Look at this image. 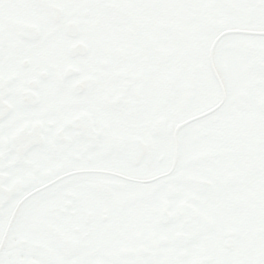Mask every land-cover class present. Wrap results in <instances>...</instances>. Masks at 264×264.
<instances>
[{
  "label": "snow or ice",
  "instance_id": "snow-or-ice-1",
  "mask_svg": "<svg viewBox=\"0 0 264 264\" xmlns=\"http://www.w3.org/2000/svg\"><path fill=\"white\" fill-rule=\"evenodd\" d=\"M0 264H264V0H0Z\"/></svg>",
  "mask_w": 264,
  "mask_h": 264
}]
</instances>
